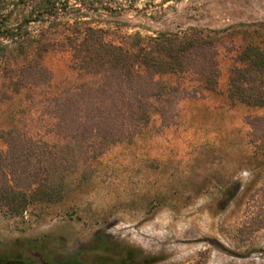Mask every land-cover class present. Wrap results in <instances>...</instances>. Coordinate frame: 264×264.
Segmentation results:
<instances>
[{"label":"rangeland","instance_id":"374dc122","mask_svg":"<svg viewBox=\"0 0 264 264\" xmlns=\"http://www.w3.org/2000/svg\"><path fill=\"white\" fill-rule=\"evenodd\" d=\"M68 10L111 28L117 41L125 33L222 30L219 86L165 76L179 94L170 103L152 99L150 125L133 142L109 148L92 178L70 187L61 202L31 206L22 217L0 210V254L37 257L35 240L45 238L56 258L95 264L108 240L137 249L144 264H264V108L228 99L244 41L238 31L242 23L264 22V0H96L87 9L71 0ZM44 63L58 82L75 76L68 50L55 48ZM19 97L14 105L36 118L38 105ZM11 114L0 110V153Z\"/></svg>","mask_w":264,"mask_h":264},{"label":"trees","instance_id":"16d2710c","mask_svg":"<svg viewBox=\"0 0 264 264\" xmlns=\"http://www.w3.org/2000/svg\"><path fill=\"white\" fill-rule=\"evenodd\" d=\"M80 3L87 9L96 0ZM70 6L71 0H0V110H12L1 131L7 149L0 153V210L12 217L61 202L70 187L92 178L109 148L143 133L152 121L151 100L170 103L181 91L165 76L191 75L209 90L219 86L222 30L125 33L117 41L111 28L72 17ZM241 26L240 65L231 71L228 99L264 108V22ZM55 48L72 53L74 78L58 82L44 63ZM23 95L38 105L36 118L14 105ZM35 241L37 257L5 253L0 264H92L80 256L60 260L45 238ZM105 244L95 264H144L137 249Z\"/></svg>","mask_w":264,"mask_h":264}]
</instances>
